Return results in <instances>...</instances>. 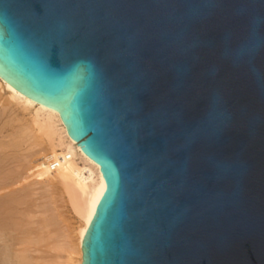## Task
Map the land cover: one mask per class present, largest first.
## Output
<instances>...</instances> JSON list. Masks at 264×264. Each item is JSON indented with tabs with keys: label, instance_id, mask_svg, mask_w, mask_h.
<instances>
[{
	"label": "water",
	"instance_id": "1",
	"mask_svg": "<svg viewBox=\"0 0 264 264\" xmlns=\"http://www.w3.org/2000/svg\"><path fill=\"white\" fill-rule=\"evenodd\" d=\"M0 76L99 167L81 264H264V0H0Z\"/></svg>",
	"mask_w": 264,
	"mask_h": 264
},
{
	"label": "bare ground",
	"instance_id": "2",
	"mask_svg": "<svg viewBox=\"0 0 264 264\" xmlns=\"http://www.w3.org/2000/svg\"><path fill=\"white\" fill-rule=\"evenodd\" d=\"M0 100L6 104V107L10 104L15 105L16 107L21 108L24 113L26 112L29 115L27 122L25 123V125L21 126L20 130L27 139L29 138L28 140L30 142H36L35 144L33 143L34 145H36L39 143V140L44 139L45 137L55 145L62 146L68 151L65 154L62 153L63 155L57 158L55 157L54 160H57V165L53 170H51V166L49 170L43 167L41 170L40 164L42 163L39 164L37 162L38 159L37 161L35 160V162H30L28 160L29 163L26 160V163H28V165L25 167L24 164L25 173L30 174L33 171L35 172V169H37L39 166L41 170H39L40 172H45L43 171V169H47V172H45L47 177H44L45 179L47 178V180L42 178L44 179V181L41 180V183L48 181V177H55L57 183H54L55 181L51 183V185L56 184L52 189H50L51 187L45 188V186L43 185L44 188L42 186V189L46 190L44 191V193H42V196L40 195V202L35 203L36 201H34L32 203L34 199H39V197L32 199V204L30 203L32 206H29L28 204V207H31L30 209H28V207L24 210L21 209L25 213L17 209L21 208L20 205L25 204V196L23 195L24 197H22L19 195V193L23 194L24 192H15L13 194V192L8 190L10 191L9 193L5 192V196H0L6 198L4 199V201L13 202L15 204V209L14 206H12L13 209L11 206H8V209L11 208L10 210H8L5 209V205H7L8 203L6 202L7 204H4L1 202L4 205V208L0 206V264H81V242L88 227L89 220H91L94 214L96 204L105 189V183L99 171V167L93 160L86 156L80 149L79 145L69 137L65 125L60 118L58 110L27 96L26 94L15 88L9 81L5 80L2 76H0ZM18 134H20V136L22 135L20 132ZM18 134H16V138H18ZM20 136L19 138H21ZM17 140L16 142H18ZM14 142L13 144H15ZM32 143H30L31 146ZM12 146L13 145H11L10 147ZM3 157L6 159L8 155L7 157L6 155ZM46 158H48V156ZM12 159H15L14 156ZM18 159L17 161H20ZM75 159H79L84 163V165L87 166V180L83 179L81 170L75 162ZM31 160L33 159L31 158ZM14 163L17 162H15L14 160ZM18 163H21V161ZM11 164L12 166L14 165L13 163ZM3 166L5 167V165ZM44 167L47 166L45 165ZM7 168L9 170L12 167ZM8 170L7 172L10 171ZM24 170H22L23 175L21 174L23 176H21L22 182L24 178ZM41 174L42 173H40V175ZM1 175L2 174H0V176ZM4 175L5 174L3 173V177L5 178ZM16 178L17 177H15V179ZM37 178L39 179V177ZM34 181L37 185V179ZM22 182H17V184H20V186H17L21 187V189L22 187L24 188L22 184H29L30 180L29 182L26 180V183L24 182L25 184ZM50 182H52V180ZM33 183L32 185H34ZM11 185L13 188L14 184L12 183ZM51 185L47 183V186ZM31 187L29 186V188ZM2 188L4 189L6 187ZM33 188L35 189V186ZM26 189L27 187L22 190L27 192L28 189ZM34 189H30L31 191L29 190V192H33ZM29 194L31 195L32 193ZM35 196L36 194H33V197ZM30 197L33 198L32 196ZM0 199V201L3 200L2 198Z\"/></svg>",
	"mask_w": 264,
	"mask_h": 264
},
{
	"label": "rangeland",
	"instance_id": "3",
	"mask_svg": "<svg viewBox=\"0 0 264 264\" xmlns=\"http://www.w3.org/2000/svg\"><path fill=\"white\" fill-rule=\"evenodd\" d=\"M2 100V99H1ZM0 100V169L2 170V171H4V169H5V171L4 172H2L1 170H0V172H2V173H0V174H2L1 176H0V196H5V192H13V194L16 192V193H19V192H24L25 194H27V195H25L24 193L22 194V193H19V195L20 196H22V197H24L25 196V199H24V201H25V204H22V205H20V207L21 208H17L19 211H21V212H24V211H22V210H24V209H27V207H28V204H29V206H32L31 204L34 202V201H36L35 203H39L40 202V195L42 196V193H44V191L46 190V189H42V186L44 185L45 186V188H48V187H51L50 189H52V188H54V186L56 185V184H52L51 185V183H53L54 181V183H57L56 181L57 180H55L56 178L55 177H48V181H45V182H47V183H49L51 186H47V183H45V182H43V183H41L42 181H44V177H47L46 176V173L45 172H47V169L49 170L50 169V165L48 164V161L52 158V159H55V157L57 158V157H59V156H61V155H63V154H65V153H67L68 151L64 148V147H62V146H58V145H55L53 142H51L50 140H48L47 138H45L44 137V139H41V140H39V143H40V141H41V143H40V145H39V143L38 144H36V145H34L36 142H30L26 137H25V135L24 134H22V132H21V130H20V128H21V126L22 125H25V123L27 122V120H28V118H29V115L25 112L24 113V111L21 109V108H19V107H16L15 105H7V107H6V104L3 102V101H1ZM3 104V105H2ZM5 104V105H4ZM5 106V107H4ZM28 116V117H27ZM20 130V131H19ZM17 132V133H16ZM21 133L22 135L20 136V134H18V133ZM16 134H18V138H16L17 136H16ZM16 136V137H15ZM19 136L21 137V138H19ZM23 137H25V138H23ZM24 139V141H23V139ZM18 139V140H17ZM46 139V140H45ZM16 140L18 141V142H16ZM22 140V141H21ZM27 140V141H26ZM30 140H32V139H30ZM43 140V141H42ZM15 141V142H14ZM26 141V142H25ZM29 141V142H28ZM13 142L15 143V144H13ZM49 142V143H48ZM21 143H23V144H21ZM30 143H32V146L30 145ZM51 143V144H50ZM16 144H17V146H16ZM19 144V145H18ZM21 144V145H20ZM5 147H4V146ZM11 145H13L12 147H10ZM15 146V147H14ZM21 146V147H20ZM7 147V148H6ZM14 147V148H13ZM18 147V148H17ZM20 147V148H19ZM6 148V149H5ZM4 149V150H3ZM3 150V151H2ZM13 153H14V155H13ZM17 153V154H16ZM63 153V154H62ZM21 154V155H20ZM23 154V155H22ZM25 154V155H24ZM5 156L6 155V157H7V155H8V157L5 159L3 156ZM21 157H19V156ZM53 155V156H52ZM56 155V156H55ZM13 156H14V160H15V162H17V163H14V160L12 159L13 158ZM16 156V157H15ZM18 156V157H17ZM24 158H23V157ZM26 156H28V157H26ZM48 156V158H46ZM3 157V158H2ZM49 157H51V158H49ZM19 158V159H18ZM26 158V159H25ZM30 158V159H29ZM31 158L34 160H31ZM44 158V159H43ZM46 158V159H45ZM17 159L18 160H20L21 161V163H18V162H20V161H17ZM37 159H38V161H37ZM40 159V160H39ZM6 160V161H5ZM7 160H8V162H7ZM10 160H11V163H13L14 165V167L12 166V164L10 163ZM12 160H13V162H12ZM24 160V161H23ZM26 160H27V162L29 163V161L30 162H35V160L40 164V163H42V164H40V166H41V170H42V167L43 168H47V169H43V171H45V172H40L41 170H40V167L38 166V170L37 169H35V172L33 171L32 173H30V174H28V173H25V170H24V164H25V167L28 165V163H26ZM29 160V161H28ZM41 160H42V162H41ZM75 162L77 163V165H78V167L80 168V170H81V173H82V177H83V179L84 180H87L88 179V169H87V166L86 165H84V163L82 162V161H80L79 159H75ZM22 164V165H21ZM44 164V165H43ZM3 165H5V167L3 166ZM6 165H7V167H9V168H11V169H9L8 170V168L6 167ZM20 165V166H19ZM47 166V167H44V166ZM16 166V167H15ZM19 166V167H18ZM16 168V169H15ZM17 168H19V169H17ZM21 169V170H20ZM54 169V167L52 168L51 167V170H53ZM7 170L9 171V172H7ZM17 170V171H16ZM22 170H24V178H23V182H22V175H23V172H22ZM40 170V171H39ZM15 171V172H14ZM38 171V172H37ZM13 172V173H12ZM16 172H18V173H16ZM21 172V173H20ZM42 173L41 175H40V173ZM3 173L5 174L4 176H5V178L3 177ZM19 173H20V175H19ZM37 173V174H36ZM39 173V174H38ZM44 173H45V176H44ZM12 174V175H11ZM22 174V175H21ZM31 175V176H28V175ZM18 175V176H17ZM37 175V176H36ZM12 176V177H11ZM13 176H15V177H17L16 179H15V177H13ZM20 176V177H19ZM22 176V177H21ZM26 176H27V179H26ZM33 176H35V177H33ZM32 177V178H31ZM37 177H39V179L37 178ZM37 179V185H36V183H35V181L34 180H36ZM41 178V179H40ZM42 178H44V179H42ZM3 179V180H2ZM11 179V180H10ZM15 179V180H14ZM20 179V180H19ZM29 182V180H30V182H29V184L28 183H26V180ZM49 179H50V181L52 180V182H50L49 181ZM10 181V182H8V181ZM34 181V183H33V181ZM38 180H40V181H38ZM42 180V181H41ZM45 180H47V178L45 179ZM12 181V182H11ZM20 181V183L22 182V183H24L25 185H23L22 184V186H24V188H26L27 187V192H25L24 190H22V189H24L23 187H22V189H21V187H19L20 186V184L18 183L17 184V182H19ZM7 183V184H6ZM13 183L14 184V186H13V188H14V190H13V188H12V185L11 184ZM31 183V184H30ZM32 183L34 184V185H32ZM41 183V184H40ZM45 183V184H44ZM11 185V187H10V185ZM9 185V186H8ZM17 185H19V186H17ZM31 187V185H32V187L31 188H29V186ZM17 186V187H16ZM35 186V189H36V191H35V189L33 188ZM44 186H43V188H44ZM2 187H6V188H2ZM8 187V188H7ZM10 188H12V189H10ZM3 189V190H2ZM16 189H19V190H16ZM21 189V190H20ZM32 190V189H34V191L33 192H29V190ZM38 189H39V191H38ZM6 190V191H5ZM8 190H10V191H8ZM30 190V191H31ZM42 190V191H41ZM4 191V192H3ZM41 191V192H40ZM3 192V193H2ZM34 192H36V193H34ZM39 192H40V194H39ZM29 193H32L31 195L29 194ZM33 194H36V196L35 197H33ZM39 194V195H38ZM24 195V196H23ZM29 195V196H28ZM30 196H32L33 198H31ZM28 197H29V200H28ZM37 197H39V199L37 198ZM0 198H2L3 200L2 201H0V206H2L3 208H4V205L2 204V203H4V204H7V205H5V209H8V206L10 207H12V206H14V209H15V204L13 203V202H7V201H4V199H6V198H3V197H0ZM34 198H37V199H34ZM32 199H34L33 201H32ZM1 200V199H0ZM29 202H28V201ZM31 201H32V203H31ZM2 202V203H1ZM7 202V203H6ZM14 204V205H12V204ZM31 203V204H30ZM9 204H11V205H9ZM26 208H25V207ZM19 207V206H18ZM31 208V207H30ZM29 207H28V209H30ZM11 208H9L8 210H10ZM12 209H13V207H12ZM22 209V210H21ZM26 211V210H25ZM25 213V212H24ZM0 252H1V249H0Z\"/></svg>",
	"mask_w": 264,
	"mask_h": 264
},
{
	"label": "built area",
	"instance_id": "4",
	"mask_svg": "<svg viewBox=\"0 0 264 264\" xmlns=\"http://www.w3.org/2000/svg\"><path fill=\"white\" fill-rule=\"evenodd\" d=\"M48 164L53 168L57 165V160H54V159H50L48 161Z\"/></svg>",
	"mask_w": 264,
	"mask_h": 264
}]
</instances>
